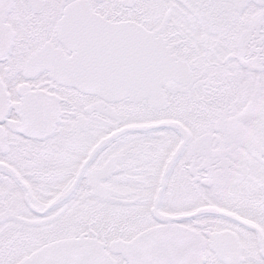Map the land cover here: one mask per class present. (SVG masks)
<instances>
[{"label": "snow or ice", "instance_id": "1", "mask_svg": "<svg viewBox=\"0 0 264 264\" xmlns=\"http://www.w3.org/2000/svg\"><path fill=\"white\" fill-rule=\"evenodd\" d=\"M0 264H264V0H0Z\"/></svg>", "mask_w": 264, "mask_h": 264}]
</instances>
